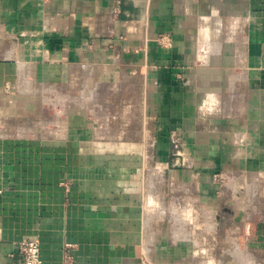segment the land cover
I'll list each match as a JSON object with an SVG mask.
<instances>
[{
    "label": "crops",
    "instance_id": "1",
    "mask_svg": "<svg viewBox=\"0 0 264 264\" xmlns=\"http://www.w3.org/2000/svg\"><path fill=\"white\" fill-rule=\"evenodd\" d=\"M126 85H141V130L92 120L94 92ZM51 100L60 118L34 119ZM6 117L22 132L0 135V264H24L23 239L43 264H64L67 243L74 264H198L175 237L219 230L220 171L228 214L264 234V0H0ZM175 140L190 167L165 165Z\"/></svg>",
    "mask_w": 264,
    "mask_h": 264
},
{
    "label": "rangeland",
    "instance_id": "2",
    "mask_svg": "<svg viewBox=\"0 0 264 264\" xmlns=\"http://www.w3.org/2000/svg\"><path fill=\"white\" fill-rule=\"evenodd\" d=\"M140 89H141V85H138V87L136 86L133 89H130L128 85H126L123 89L104 91L100 94V96H98V94L94 92L95 97H92V100H90L93 101L94 103V113H91L90 117L94 121L102 120V117L105 120L108 119L111 128L114 129H119L123 126L129 132L134 133L138 130L140 131L141 124L140 125L136 124L138 122L134 123V121L137 118H135V120L134 118H132L133 115H136L137 117L140 116V107L138 106L139 102L142 99V95H141L142 91ZM50 103L56 104V102L51 100L49 104L45 105V108H42V111L38 110L39 113L34 114V119L37 118L36 117L37 115H40L42 118H48V119L51 118L54 120H58L60 118V115L62 114H57L58 112H54V110L60 111L63 110L64 107L59 105L58 108H56L54 105H51ZM97 104L100 105V107L97 106ZM102 112L105 113V116H103ZM10 126L13 127L15 125H10ZM235 139L236 141H240L241 135L235 136ZM176 143H179V147H181V150L183 152L182 140H178V142L177 140L170 141L171 158L168 163H165V165H168L169 168H173V169L178 167L180 168L190 167L192 163H195L194 159L191 158L189 155L184 156V158L183 156L179 157L178 159L177 156L174 154L177 149L175 147ZM148 144L150 150L148 155V168L157 167V170L152 172L153 173L152 178H150L151 173H149L148 180L151 179L150 182L153 180V185L157 187L156 192L157 194H160L158 192H160L161 186L166 187V184L163 179H166L168 174L167 173L164 174V172L162 173L159 172V167L160 166L162 167V164H164V162L159 161L157 157L153 155V150H154L153 141L148 140ZM232 174L233 173L230 172L226 173L224 171H220L214 173L213 175L214 179L221 184V188L218 189V192L220 191L222 195L218 199V203H219L218 215L221 222L220 224L221 226H219V230L215 232L214 231H182V232H186V234L175 237V239H178L177 237H180V239L182 238L183 243H185L186 250H188V252L186 253L187 256L194 261L196 260L198 264H203L202 262L208 259L223 261L224 264H257L258 260L260 259L262 260L264 258V252L257 250L258 247L264 248V234H262L259 231H255L256 220L255 219H250V221L246 219L238 220V218H233L228 214L229 211L226 208L228 206L225 204V200H226L225 198L230 196L229 194L230 193L232 194L233 190L235 192V188L232 187H231L232 189L230 188ZM238 176L240 177V174L236 173V177ZM162 182L164 183L162 184ZM176 187H174V189H170V191L168 192L169 195L168 200L172 201L170 203H167L168 206H167V210L165 211H167L168 215L172 214L171 210L173 211L177 210L176 200L173 197L180 196L184 193L182 188H176ZM242 212L244 211L240 210L238 211V214ZM221 214H222V219H221ZM243 217L244 215L242 214V218ZM185 221L186 223H188L189 227L191 226L193 228L192 223H194V220H190V221L185 220ZM174 222L177 221L174 220ZM168 224L170 225V223ZM236 226L238 227L242 226L240 229L241 231L238 230ZM228 228L229 229L232 228L233 231L232 232L226 231V229ZM163 232H166L167 236L171 239L173 237L172 235H174L175 232H179V231H163ZM188 233L189 235L191 234L192 236H189ZM241 249L243 250L245 255L242 259V262L238 260V255H240L241 257V253H238L239 250ZM261 264H264V260L261 261Z\"/></svg>",
    "mask_w": 264,
    "mask_h": 264
},
{
    "label": "built area",
    "instance_id": "3",
    "mask_svg": "<svg viewBox=\"0 0 264 264\" xmlns=\"http://www.w3.org/2000/svg\"><path fill=\"white\" fill-rule=\"evenodd\" d=\"M2 121L0 119V135L5 134H21V129H15L10 126L6 121ZM178 142V141H177ZM175 147L177 148L175 151V155L179 159L182 157L181 147H179V143H176ZM19 251L24 255V264H43V260L41 257V247L38 239H23L17 242ZM74 245L71 243H67L64 248V264H74V255L71 252V249Z\"/></svg>",
    "mask_w": 264,
    "mask_h": 264
},
{
    "label": "water",
    "instance_id": "4",
    "mask_svg": "<svg viewBox=\"0 0 264 264\" xmlns=\"http://www.w3.org/2000/svg\"><path fill=\"white\" fill-rule=\"evenodd\" d=\"M241 217H242V213H239V214H238V217H237L238 220L241 219Z\"/></svg>",
    "mask_w": 264,
    "mask_h": 264
}]
</instances>
